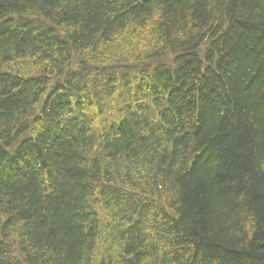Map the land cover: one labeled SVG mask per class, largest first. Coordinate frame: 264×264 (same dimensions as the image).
<instances>
[{
  "label": "trees",
  "instance_id": "16d2710c",
  "mask_svg": "<svg viewBox=\"0 0 264 264\" xmlns=\"http://www.w3.org/2000/svg\"><path fill=\"white\" fill-rule=\"evenodd\" d=\"M0 264H264V0H0Z\"/></svg>",
  "mask_w": 264,
  "mask_h": 264
}]
</instances>
